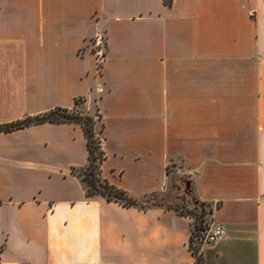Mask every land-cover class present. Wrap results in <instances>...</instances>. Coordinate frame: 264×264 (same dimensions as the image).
Here are the masks:
<instances>
[{
	"label": "crops",
	"instance_id": "1",
	"mask_svg": "<svg viewBox=\"0 0 264 264\" xmlns=\"http://www.w3.org/2000/svg\"><path fill=\"white\" fill-rule=\"evenodd\" d=\"M56 108L137 201L189 180L203 264H264V0H0V125ZM86 164L77 123L0 131V264H194L191 217L86 196Z\"/></svg>",
	"mask_w": 264,
	"mask_h": 264
},
{
	"label": "trees",
	"instance_id": "2",
	"mask_svg": "<svg viewBox=\"0 0 264 264\" xmlns=\"http://www.w3.org/2000/svg\"><path fill=\"white\" fill-rule=\"evenodd\" d=\"M166 4H170V0H164ZM75 107L78 105V101L74 103ZM44 122H67L77 123L81 126L87 148V164L77 171V175L81 178L85 184L86 196H100L106 201L118 202L125 207L139 206L143 208L141 202L130 197L124 191L117 189L110 185L101 176V164L104 159V152L101 147V141L94 132L95 119L84 112L74 108L72 110L56 108L42 115L30 117L18 121L16 123L8 125H0V131L8 132L30 125L40 124ZM191 194V193H190ZM193 206L190 207L183 202L181 211L174 208L178 213L189 216L193 219L192 228L193 232H197L202 229L203 224L207 221V215L210 212L205 204L199 203L191 196ZM192 236L190 238V243ZM189 243V246H190ZM194 264H203L201 255L195 256Z\"/></svg>",
	"mask_w": 264,
	"mask_h": 264
},
{
	"label": "built area",
	"instance_id": "3",
	"mask_svg": "<svg viewBox=\"0 0 264 264\" xmlns=\"http://www.w3.org/2000/svg\"><path fill=\"white\" fill-rule=\"evenodd\" d=\"M104 38L102 34H97L91 41V52L95 57L97 66L99 67L104 58ZM225 235L224 228L214 222H210L208 219L203 224L202 229L193 232L192 241L190 243V249L195 256H199L205 246L215 243L222 239Z\"/></svg>",
	"mask_w": 264,
	"mask_h": 264
},
{
	"label": "rangeland",
	"instance_id": "4",
	"mask_svg": "<svg viewBox=\"0 0 264 264\" xmlns=\"http://www.w3.org/2000/svg\"><path fill=\"white\" fill-rule=\"evenodd\" d=\"M168 188V190L159 195H152L145 199H142L140 202L143 207L161 205L163 207H172L181 211V206L183 202L188 206L192 207L193 203L191 200L189 180L184 177H175ZM208 219V215H207Z\"/></svg>",
	"mask_w": 264,
	"mask_h": 264
}]
</instances>
